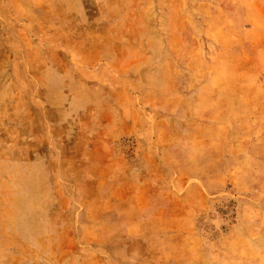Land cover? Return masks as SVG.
<instances>
[{"label":"rangeland","instance_id":"1","mask_svg":"<svg viewBox=\"0 0 264 264\" xmlns=\"http://www.w3.org/2000/svg\"><path fill=\"white\" fill-rule=\"evenodd\" d=\"M0 264H264V0H0Z\"/></svg>","mask_w":264,"mask_h":264}]
</instances>
